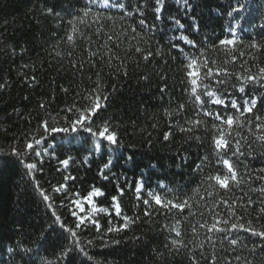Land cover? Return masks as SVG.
I'll return each mask as SVG.
<instances>
[{"label":"trees","instance_id":"16d2710c","mask_svg":"<svg viewBox=\"0 0 264 264\" xmlns=\"http://www.w3.org/2000/svg\"><path fill=\"white\" fill-rule=\"evenodd\" d=\"M153 3L0 0V264H20L13 253L16 245L29 250V264H63L61 245L76 248V264H190L189 257L199 264H209L213 258L215 264H245L246 260L264 264V240L259 236L239 228L227 232L213 228L230 229L235 223L264 231V212L260 211L264 193L259 191L264 188V179H259L264 176L260 172L264 142L257 139L264 136V118H255L264 117V108L254 114L243 111L245 101L256 99L259 107L264 97V81L260 80L264 0H189L187 4L185 0H165L161 13L154 11ZM137 4L143 12L137 10ZM52 6L58 15L47 14ZM233 8L238 11L232 12ZM193 23H198V31L191 28ZM185 37H195L196 46L189 45ZM229 38L235 40V47L220 44L221 39ZM148 52L152 55L145 60ZM192 60L201 77L208 68L213 72L211 78L198 80L195 94L186 75V65ZM248 76L257 80L249 81ZM217 80L226 83L217 84ZM204 84L225 100L227 109L210 102L203 94ZM242 85L244 93L238 90ZM93 90L109 96L107 109L100 115L118 134L119 147L114 151L87 132L71 130L75 115L66 109L73 104L85 106L83 98ZM196 95L201 96L203 106ZM232 100L241 106L239 111L231 107ZM205 111L212 115H204ZM217 112L238 117V123L229 130L214 118ZM43 121L50 128L68 130L45 133ZM220 129L230 141L229 150L222 154L231 158L239 181V186L230 181L228 190L205 179L209 174H228L215 151L214 137L220 135ZM166 132L171 133L168 141L164 140ZM33 137H46L45 144L54 147L40 157H23L37 163L38 170L28 175L11 152L13 147L23 152L26 141ZM237 141L246 155H232ZM96 144L102 145L100 151L95 150ZM39 147L43 146L37 150ZM205 157L203 170L195 169ZM64 159L69 160L67 167L60 163ZM109 159L113 164L109 179L104 180L99 172ZM66 176L75 179L65 180ZM141 176L143 198H148L150 189L166 203L187 201L184 210L169 211L150 200L151 214L145 216V205L129 190ZM37 181L51 201L43 200L35 187ZM125 181L129 188L119 198L122 215L139 219L126 230L104 235L109 226L123 223L115 215L111 198L117 195V185L123 187ZM61 184L66 189L52 191ZM161 184L164 188L158 187ZM97 190L103 195L93 199L89 216L99 221L100 232L88 224L71 237L55 223L53 210L68 228H74L76 219L69 209L76 213L77 209L71 201L82 203ZM249 198L255 203L242 207ZM229 205L235 215L230 216ZM101 208L105 211H99ZM233 238L235 245L229 243Z\"/></svg>","mask_w":264,"mask_h":264},{"label":"snow or ice","instance_id":"6c2138e0","mask_svg":"<svg viewBox=\"0 0 264 264\" xmlns=\"http://www.w3.org/2000/svg\"><path fill=\"white\" fill-rule=\"evenodd\" d=\"M185 3L186 4L189 3V0H185ZM164 4H165V0H154V3L151 6L153 7V9L156 13H161L163 10ZM105 6L106 7L108 6L107 3L105 4ZM85 7H87V6L85 5ZM130 8H131V5H129V9ZM136 8L140 12L144 11V8L140 4H137ZM46 11H47V14H49V15H58L59 14L55 11V6L47 8ZM235 11H238V9L233 8L232 12H235ZM229 14H231V12ZM84 15L87 16L88 12L85 11ZM157 18H159V16H157ZM193 19L195 20V17ZM140 23L143 26L145 22L143 19H141ZM176 23L178 25H180V27H183V25L180 24V21L177 20ZM191 28L194 31H198V29H199L198 23H193L191 25ZM68 39L71 40L72 37L69 36ZM185 39H186V42L189 45H191L192 47L196 46L195 37H193L190 40L187 39L186 37H185ZM220 44L221 45H230L232 47H235V40L231 39V38L221 39ZM251 47L256 48L258 46L256 44H252ZM136 51L140 52L141 50L139 48H137ZM151 55H152V53L148 52L147 54L144 55V59L148 60ZM204 67H206V68L208 67L207 63H205ZM186 68L188 69L186 75L189 77V79L191 80V84L194 86L192 88L193 94L196 93V87L195 86L198 85V80L208 79V78H211L213 75L212 69L208 68V71L203 74V77H201V73L199 71V68L196 65L195 60L190 61L186 65ZM260 71L262 74L260 77V80L264 81V69H261ZM216 75H220V73L217 72ZM145 79H146V77H145ZM247 80L255 82L257 80V78L255 76H248ZM215 83L225 84L226 81L225 80H217V81H215ZM0 87H3V85H0ZM203 87L205 89L203 94L205 96L211 98V100H210L211 103H214L216 105H221L224 109L228 108V104L225 102V100L222 99L221 96L218 95L217 92L214 91L209 84H204ZM238 90L241 93H244L246 91L245 87L243 85ZM161 91L163 92L164 89H161ZM195 98L203 106L204 101L201 99V96L196 95ZM83 99L87 101V104L85 106L77 107L76 104H73L71 107L66 109L67 112L73 113L75 115V119H72L70 121L71 130L73 132H77L80 130L87 132L91 137L95 138L98 141L103 142V147L105 149H107L109 151H114L115 148L119 147L118 134L114 130H112L110 121L102 120L101 115H100V113L102 111L107 109L109 96L104 95L102 93H97L96 90H93L92 93H90L89 95H86ZM257 105H258V102L256 99H251L249 101H245V106L243 108V111L248 112V113H252V114H254V110L260 111L261 108H264V97H262L260 99L259 107ZM40 107L43 108L44 105L41 104ZM183 107H184V105L181 104L180 108L182 109ZM231 107L233 109H237V111H239L241 108V106L237 105L235 100L231 101ZM204 115H212V113L205 111ZM214 118L216 120H219L221 122V124L228 125L229 130L232 128L234 123H238V117H234L232 115L222 114L220 112H217L215 114ZM255 118L256 119H262L264 117L255 116ZM97 121H101L99 125H97ZM196 123H200V122L197 121ZM41 127H43L44 132L48 133V134L68 130V128H56V127L50 128L48 126V121H43L41 123ZM213 127L219 128L218 125H213ZM181 131H191V129H183L182 128ZM230 134H231V132L229 131L228 135H230ZM170 135H171V133L166 132L164 134V140L168 141ZM196 139H199V137H196ZM257 139L260 140L261 142H264V136H259ZM45 140H46V137H41L40 139H36L35 137H33L31 140L26 141L25 148H24L23 152L19 151L16 147H13V149H12L11 155L16 156L20 159V162L22 164H24L25 168L28 170V173H27L28 175H32L33 172L38 170L37 163L26 162L23 159V157H25L26 155H29V154L34 156V157H40L42 155V153H47L48 148L54 147V146H50V145L45 144ZM214 144H215L216 155L218 157L219 162L223 163V165L227 169V173L230 175L226 174L222 177L219 173H217L215 175L209 174L205 178L206 181H215L216 185H219L220 188H223L226 190H228V188H229V182L230 181L236 182V186H239L236 166H234V164L231 162V158H225V156L222 154V152H226L230 148V141L225 138V132L223 129H220V135L218 137H214ZM38 146H43V147H39V150H37ZM108 146H112V148L109 149ZM101 147H102L101 144L94 145V148L96 151H100ZM232 155L233 156L246 155L244 152L241 151L239 141L236 142V147H235V150L233 151ZM129 159H130V157H129ZM206 160H207L206 157L201 158L200 163H198L194 166L195 169L202 171L203 168L206 166ZM60 163L62 165H64L65 167H67L69 164V160L64 159V160H61ZM112 164H113L112 159H109L100 169L99 175L104 180L109 179V176L107 173H108V171L111 170ZM153 167H155V165H153ZM260 172L264 173V168H261ZM68 179H75V177H67L66 176L65 180H68ZM259 179H264V176H260ZM134 184H135V187H133V188H129L127 181H125V185L123 187L117 185V188H116L117 195L113 196L111 198L112 207L115 210V215L118 217H121L123 220V223L119 227L109 226L107 228L106 232L104 233V235H106L107 233H111V232H120V231L126 230L130 224L136 223V221L139 219V217L132 218V217H129L126 215H122V209H121V204H120L119 198L125 194L126 188H129V190L134 191L136 193L135 199L137 200V202L142 201V203L145 205V211H144L145 216H149L151 214L149 211V209L151 208L150 200L154 201V203L156 205H159L161 208H166L169 211L172 208H175V209H178L179 211L182 212L187 205V201L176 203V202L169 200L166 203L165 200L162 199L161 195L152 192L150 189L147 190V197L148 198H143L142 193L145 191V186H144L142 176H141V179L139 181H135ZM35 187L37 189H40V185H39L38 181L36 182ZM66 187H67L66 184H61L58 186H54L52 191L55 193H59L62 190L66 189ZM158 187L164 188V185L161 184V185H158ZM209 187L211 188L213 186L209 185ZM40 191H41V196L45 202L51 201L52 198L50 197L49 194H47L43 189H40ZM259 191H261V193H264V188L260 189ZM94 194L103 195V192H100L97 190ZM211 194L212 193L209 192V195H211ZM76 195L78 196L79 194L77 193ZM85 199L87 200L88 198H85ZM71 203L75 204L79 207V204L76 200L71 201ZM224 203L227 204V201H224ZM254 203L255 202L251 198H249L247 205H241V206L242 207H251ZM47 206L50 208L52 207L51 203H48ZM61 206H63V203L61 204ZM69 210H70L72 216L75 217V219H76V223H75L74 228H71V229L68 228L67 224L61 219V217L56 215L55 210H53V216L55 217V223H58L59 227L63 231L69 232L71 237L75 238L77 236V230L86 229L88 227V224L94 225L97 233L100 232L101 225H100L98 220H96V219H94L88 215L80 216L76 213V211H74L72 209H69ZM80 211L81 212L84 211L83 207H80ZM99 211H105V209L101 208V209H99ZM260 211L264 212V206H262L260 208ZM229 213H230V216L235 215V211L233 210V207L231 205H229ZM86 221H87V223H86ZM224 223L227 224L228 220H225ZM213 228H215V230L219 231V232H227V231H231V230H237L239 228V230L248 232L253 236H259L261 238V240H264V231L256 232L253 229L245 228L243 225H237L235 223H233L231 225L230 229L216 228L215 225L213 226ZM51 230L55 231V227H52ZM212 230L213 229H209V231H212ZM176 235L179 236L180 232L176 231ZM46 240H47V236L45 237V241ZM113 243H119V241H113ZM176 243H177L176 241H173L174 245ZM229 243L235 245L237 243V240L235 238H233L229 241ZM76 244L77 245L79 244L78 240L76 241ZM80 251H83V249L81 248ZM261 251H264V249H261ZM13 253H14L15 258L19 259L20 264H29L30 255H29L28 249L21 250L20 246L16 245L15 248L13 249ZM26 257L28 259H26ZM60 259L62 260L63 264H76V248L61 245L60 246ZM237 259H239V257H237ZM189 260H190V264H199V260L194 258V257H189ZM31 264H35V261H31ZM209 264H215V258H213L211 261H209ZM245 264H251V261L246 260Z\"/></svg>","mask_w":264,"mask_h":264},{"label":"rangeland","instance_id":"374dc122","mask_svg":"<svg viewBox=\"0 0 264 264\" xmlns=\"http://www.w3.org/2000/svg\"><path fill=\"white\" fill-rule=\"evenodd\" d=\"M98 194H94L93 196L89 197L87 200H84L82 203H78L79 207L76 205V209H77V214L80 216H84V215H88L90 211L94 210V203H93V199L97 196ZM80 207H83L84 211L81 212L80 211Z\"/></svg>","mask_w":264,"mask_h":264}]
</instances>
